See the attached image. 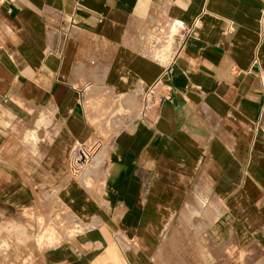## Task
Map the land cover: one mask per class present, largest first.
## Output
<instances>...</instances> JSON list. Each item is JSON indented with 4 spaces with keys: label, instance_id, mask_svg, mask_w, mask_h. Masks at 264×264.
Wrapping results in <instances>:
<instances>
[{
    "label": "crops",
    "instance_id": "obj_1",
    "mask_svg": "<svg viewBox=\"0 0 264 264\" xmlns=\"http://www.w3.org/2000/svg\"><path fill=\"white\" fill-rule=\"evenodd\" d=\"M263 10L0 1L9 264H264Z\"/></svg>",
    "mask_w": 264,
    "mask_h": 264
},
{
    "label": "built area",
    "instance_id": "obj_2",
    "mask_svg": "<svg viewBox=\"0 0 264 264\" xmlns=\"http://www.w3.org/2000/svg\"><path fill=\"white\" fill-rule=\"evenodd\" d=\"M2 1V0H0ZM262 17L264 18V10L262 13ZM259 78L261 81V84L264 86V72L259 73ZM162 83L160 80L156 82L155 85H153L144 95V102L147 106L150 104V97L152 96V92L155 90V88L158 86H161ZM165 98H170V93L164 94ZM91 157V152L88 150L84 144L75 141L72 145L71 151H70V158H69V165H68V173L71 176L77 177L82 173L83 168L85 165L89 162Z\"/></svg>",
    "mask_w": 264,
    "mask_h": 264
},
{
    "label": "rangeland",
    "instance_id": "obj_3",
    "mask_svg": "<svg viewBox=\"0 0 264 264\" xmlns=\"http://www.w3.org/2000/svg\"><path fill=\"white\" fill-rule=\"evenodd\" d=\"M7 243L5 241H0V264H9L8 257H7ZM4 255L1 257V254Z\"/></svg>",
    "mask_w": 264,
    "mask_h": 264
}]
</instances>
